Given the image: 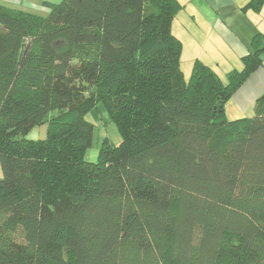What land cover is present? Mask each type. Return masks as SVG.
Listing matches in <instances>:
<instances>
[{"label":"trees","instance_id":"1","mask_svg":"<svg viewBox=\"0 0 264 264\" xmlns=\"http://www.w3.org/2000/svg\"><path fill=\"white\" fill-rule=\"evenodd\" d=\"M47 6L0 0V264H264V95L225 114L264 32L227 83L201 60L186 80L179 0ZM99 104L123 138L90 162Z\"/></svg>","mask_w":264,"mask_h":264},{"label":"crops","instance_id":"2","mask_svg":"<svg viewBox=\"0 0 264 264\" xmlns=\"http://www.w3.org/2000/svg\"><path fill=\"white\" fill-rule=\"evenodd\" d=\"M10 8H20L38 13L47 12V4L57 0H1ZM254 0H179L185 11L180 10L181 24L189 28L191 24L201 36H216L215 31L223 34L226 55L230 50L243 48L252 39L254 32H264V0L260 6H249ZM177 14V15H178ZM197 23L198 27L195 26ZM181 29V26H180ZM203 29V31H199ZM181 40L183 37L173 30ZM180 40V41H181ZM191 55H188L190 60ZM193 55L192 59L194 58ZM201 60V59H198ZM191 61V60H190ZM203 61V60H201ZM209 65L208 62L203 61ZM226 69V68H225ZM219 75V74H218ZM264 95V56L262 66L233 94L225 106V114L229 121L252 117L255 113L256 101ZM1 177V171H0Z\"/></svg>","mask_w":264,"mask_h":264},{"label":"rangeland","instance_id":"3","mask_svg":"<svg viewBox=\"0 0 264 264\" xmlns=\"http://www.w3.org/2000/svg\"><path fill=\"white\" fill-rule=\"evenodd\" d=\"M62 0L52 3L58 4ZM48 7V6H47ZM20 9V8H17ZM185 11L183 7L179 11ZM178 11V13H179ZM43 10H38V13H42ZM177 13V14H178ZM180 14V13H179ZM176 15L172 22V31H176L183 37L182 53H181V69L184 73L186 80H189L192 75L194 62L198 59L206 61L221 77V79L227 83L228 74L231 71H240L243 68L242 58L248 54L252 47V40L258 32H254L252 39L249 43L244 46L243 51L241 48L230 50L228 56L226 55L227 48L221 41H225L223 34L218 29H211L220 36L221 41L216 37H209L208 35L201 36L198 31L191 24L189 28L186 25L181 24L180 16ZM195 23V22H194ZM181 26V29H180ZM195 26L198 27L197 23ZM203 31V29L199 30ZM191 55L190 60L188 55ZM194 58L192 59L193 55ZM205 63V62H204ZM226 68V69H225ZM226 79V80H225ZM257 102V101H256ZM256 106V105H255ZM102 104H99L97 109L92 110L87 116V120L94 125V140L92 146L85 151V157L87 161L95 162L99 157V150L102 146L103 141L107 138L112 144L119 145L122 142V133L114 121H110L109 114ZM118 122L120 120H117ZM48 125L43 124L35 127L27 136L28 139L32 140H44L47 138Z\"/></svg>","mask_w":264,"mask_h":264}]
</instances>
